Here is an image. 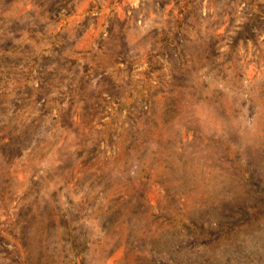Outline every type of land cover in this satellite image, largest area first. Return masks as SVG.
Listing matches in <instances>:
<instances>
[{
    "label": "rangeland",
    "instance_id": "obj_1",
    "mask_svg": "<svg viewBox=\"0 0 264 264\" xmlns=\"http://www.w3.org/2000/svg\"><path fill=\"white\" fill-rule=\"evenodd\" d=\"M264 264V0H0V264Z\"/></svg>",
    "mask_w": 264,
    "mask_h": 264
},
{
    "label": "trees",
    "instance_id": "obj_2",
    "mask_svg": "<svg viewBox=\"0 0 264 264\" xmlns=\"http://www.w3.org/2000/svg\"><path fill=\"white\" fill-rule=\"evenodd\" d=\"M20 264H27V261L25 260V258H20Z\"/></svg>",
    "mask_w": 264,
    "mask_h": 264
}]
</instances>
